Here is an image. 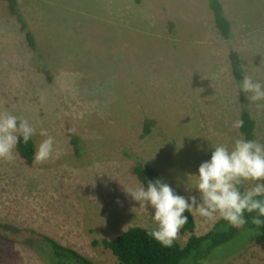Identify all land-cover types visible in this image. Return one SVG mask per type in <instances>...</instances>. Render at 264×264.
Instances as JSON below:
<instances>
[{"label": "rangeland", "instance_id": "374dc122", "mask_svg": "<svg viewBox=\"0 0 264 264\" xmlns=\"http://www.w3.org/2000/svg\"><path fill=\"white\" fill-rule=\"evenodd\" d=\"M220 1L229 39L207 0H18L34 48L0 1V112L28 120L35 145L42 128L55 140L43 163L27 166L16 149L11 161L0 159V226L34 230L97 264H119L101 241L155 227L154 210L126 192L141 186L131 173L136 162L177 194L197 195L186 190L195 183L187 174L197 173L210 145L231 148L244 138L232 126L241 104L230 51L264 83V0ZM246 106L264 144V100ZM193 215L196 235L220 219ZM190 235L181 228L176 240L184 245ZM0 264L49 263L31 239L0 236ZM203 264H264V232Z\"/></svg>", "mask_w": 264, "mask_h": 264}, {"label": "clouds", "instance_id": "9594fccd", "mask_svg": "<svg viewBox=\"0 0 264 264\" xmlns=\"http://www.w3.org/2000/svg\"><path fill=\"white\" fill-rule=\"evenodd\" d=\"M240 91L250 102L264 100V83L254 81L244 74L239 83ZM233 128L243 127L242 120L233 122ZM36 135V129L28 120L12 114L0 112V159H14L15 149L22 140L25 144ZM43 137L36 145L35 163H43L52 158L54 137L46 129H41ZM210 158L203 161L197 173L187 174V182L195 178L197 195L181 196L168 183L157 178L142 184L134 190H127L140 207H151V218L155 227L148 230V236L163 247H171L180 229L187 223L185 212L195 211L206 220L217 217L239 228L251 219L258 228L264 225V144L244 138H236L229 148L220 144L210 145ZM203 150V149H201ZM252 186L241 190L245 182ZM246 214L247 218H246Z\"/></svg>", "mask_w": 264, "mask_h": 264}, {"label": "trees", "instance_id": "16d2710c", "mask_svg": "<svg viewBox=\"0 0 264 264\" xmlns=\"http://www.w3.org/2000/svg\"><path fill=\"white\" fill-rule=\"evenodd\" d=\"M0 1L7 4L10 14L17 18L20 31L25 34L29 47L34 48V38L20 13L18 0ZM207 1L217 30L224 39H229L232 31L231 22L225 14L221 1ZM136 2L139 3L140 0H136ZM229 60L232 76L238 85L239 102L241 104L240 120L243 121V127L240 128V132L244 139H254L257 141V122L246 106V95L240 91L239 87L242 76L245 74L241 56L237 51L231 50ZM152 124V121L145 123V134L150 133V126ZM68 135L74 152L78 155V138L69 131ZM35 148L34 139L27 144L21 140L16 147L18 154L29 167L33 166L34 163ZM210 154L211 151L207 153L206 160L210 158ZM131 173L138 179L141 185L144 184L146 186L149 181L157 178L165 182L154 168L142 162H136L131 168ZM245 189L244 184L241 190ZM184 215L188 216V221L182 227V231L191 234L184 245L175 240L171 247H163L148 236V230L153 227L141 226L131 227L116 238L112 240L103 239L101 243L112 252L119 264H203L224 248H230L233 245L239 248L264 232V225L258 228L251 222V219H248V222L243 226L236 228L230 226L227 221L220 218L211 226L207 233L196 235V222L193 213L185 212ZM0 236L11 241L31 239L34 249L49 264H97L77 250L62 245L51 237L37 233L34 230L21 229L17 232H10L3 226H0Z\"/></svg>", "mask_w": 264, "mask_h": 264}]
</instances>
